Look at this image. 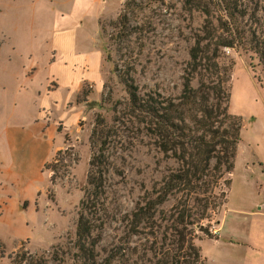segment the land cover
Returning <instances> with one entry per match:
<instances>
[{
    "label": "rangeland",
    "instance_id": "obj_1",
    "mask_svg": "<svg viewBox=\"0 0 264 264\" xmlns=\"http://www.w3.org/2000/svg\"><path fill=\"white\" fill-rule=\"evenodd\" d=\"M126 1L0 0V121L48 119L61 134L60 149L45 167L30 247L9 253L14 242L0 244V264H19L23 249L65 258L72 248L98 150L91 139L97 118L109 131L106 242L118 234L117 221L176 167L146 135L145 119L129 109L125 80L133 77L141 95L179 97L206 16L183 0H132L123 27ZM251 63L246 52L228 48L218 59L222 73H229L230 111L242 130L235 168L227 175L232 184L223 183L228 196L205 223L212 237L200 234L197 242L204 264L264 262V72L259 67L255 74ZM206 68L202 77L210 78ZM199 81L196 75L193 86Z\"/></svg>",
    "mask_w": 264,
    "mask_h": 264
},
{
    "label": "trees",
    "instance_id": "obj_2",
    "mask_svg": "<svg viewBox=\"0 0 264 264\" xmlns=\"http://www.w3.org/2000/svg\"><path fill=\"white\" fill-rule=\"evenodd\" d=\"M183 2L202 12L206 24L203 34L194 38L191 72L182 94L177 98L153 91L141 95L133 77L125 80L129 109L145 119L146 135L162 153L171 154L176 167L117 221L116 231L123 235L106 242L103 200L110 173L105 153L109 131L108 123L97 118L91 139L98 150L90 163L72 248L65 258L33 255L23 249L19 264H204L197 242L200 234L212 235L205 223H211L213 212L228 196L223 183L226 188L232 184L227 175L235 168L242 130L241 119L230 111L231 94L225 89L229 73H222L218 59L225 48L244 51L252 60L253 72L257 74L259 67L264 72V0ZM131 7L132 0H127L123 27ZM204 68L211 72L210 78L202 77ZM196 75L198 87L192 84ZM171 199L176 203L169 210L161 209Z\"/></svg>",
    "mask_w": 264,
    "mask_h": 264
},
{
    "label": "crops",
    "instance_id": "obj_3",
    "mask_svg": "<svg viewBox=\"0 0 264 264\" xmlns=\"http://www.w3.org/2000/svg\"><path fill=\"white\" fill-rule=\"evenodd\" d=\"M35 119L0 121V244L13 241L9 253L30 247L45 167L60 149L57 125Z\"/></svg>",
    "mask_w": 264,
    "mask_h": 264
}]
</instances>
